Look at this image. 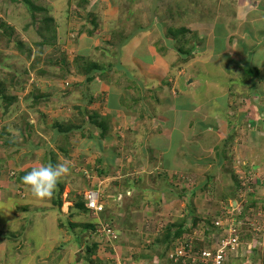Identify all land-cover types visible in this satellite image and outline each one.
<instances>
[{
  "label": "rangeland",
  "instance_id": "374dc122",
  "mask_svg": "<svg viewBox=\"0 0 264 264\" xmlns=\"http://www.w3.org/2000/svg\"><path fill=\"white\" fill-rule=\"evenodd\" d=\"M254 3L0 0V264H172L167 229L232 207L264 232V159L246 151L264 139ZM66 161L50 198L22 182ZM91 189L99 216L81 205ZM252 254L238 262L264 264Z\"/></svg>",
  "mask_w": 264,
  "mask_h": 264
},
{
  "label": "built area",
  "instance_id": "2783aa9c",
  "mask_svg": "<svg viewBox=\"0 0 264 264\" xmlns=\"http://www.w3.org/2000/svg\"><path fill=\"white\" fill-rule=\"evenodd\" d=\"M239 178H245L242 185L249 188V180L242 175H239ZM83 199L86 208L95 216L103 213L105 204L100 201L99 189L86 191ZM241 213L243 212L240 209L232 207L226 210L225 213L221 212L219 216L211 221L212 228H208L205 226L204 221H201L200 226H197L195 230L182 236L185 230L181 235L182 237H177L170 242L167 254L169 262L172 264L181 262L185 264H239L238 260H241L243 256L253 258V249L257 245L259 248L262 247V243L264 244V232L261 233V225L258 222H255L248 215L240 216ZM95 226L94 233L114 237L113 229L109 223L105 224L99 218ZM245 228H247L252 238L247 237ZM187 230H189V227ZM258 235L260 239L255 238ZM201 236L208 240L207 247H202L196 243L201 239ZM248 254H251V256ZM253 263L263 264L260 260ZM115 264L124 263L117 259Z\"/></svg>",
  "mask_w": 264,
  "mask_h": 264
},
{
  "label": "clouds",
  "instance_id": "9594fccd",
  "mask_svg": "<svg viewBox=\"0 0 264 264\" xmlns=\"http://www.w3.org/2000/svg\"><path fill=\"white\" fill-rule=\"evenodd\" d=\"M70 167L67 161L56 165L41 164L33 167L21 179L37 198H50L61 179L70 173ZM87 210L92 213L89 209Z\"/></svg>",
  "mask_w": 264,
  "mask_h": 264
},
{
  "label": "crops",
  "instance_id": "0c3cea01",
  "mask_svg": "<svg viewBox=\"0 0 264 264\" xmlns=\"http://www.w3.org/2000/svg\"><path fill=\"white\" fill-rule=\"evenodd\" d=\"M254 9H252V8H248L247 10L249 11V20L251 21V20H261L260 22H259V24L257 25V26H255L256 27V29H258L260 32H253V35L254 36H256V34H258V38L259 39H262V38H264V21L262 20V19H264V0H254ZM256 5H257V7H256ZM245 6H243V9H245L244 8ZM256 7V8H255ZM255 9H257V10H255ZM247 12V11H246ZM243 19V18H242ZM238 22H240V20L238 21ZM260 36V37H259ZM257 37V36H256ZM195 53V52H194ZM156 60H159V59H156ZM160 61V60H159ZM166 59H164L163 60V63L166 65ZM133 62V63H132ZM131 63H129L128 64V66L130 67V71L131 70H133V71H129L131 74H132V77H133V80H135L136 78L135 77H137L138 79H140V71L138 70V68H137V65H135L134 64V62L135 61H132ZM134 67H136V68H134ZM137 70H138V73L139 74H137ZM137 79V80H138ZM158 80H160V78H159V76H158ZM191 80L189 79V81H187L188 83L190 82ZM211 82V81H210ZM113 88V91L112 92H118L117 90H118V88H116V87H114V86H111V85H109L108 86V90L110 91L111 89ZM107 90V91H108ZM111 92V91H110ZM119 96V98H120V96L122 95V94H120V90H119V94H118ZM118 97H117V99H118ZM114 98L112 97V100H113ZM120 99H122V101H123V99H124V97H121ZM118 103V100H117V102H116V104ZM116 104L114 105V107L116 106ZM115 108H118V107H115ZM129 111V110H128ZM130 112V111H129ZM264 137V136H263ZM246 147L248 148V150L246 149V151H248V153H249V155L251 156L252 154H255V152H256V154L254 155L255 157H256V160L255 161H260L261 162V160H263L264 159V139L261 141V142H259L258 140H256V141H254V140H249V143H248V145H246ZM245 150V149H244ZM249 156V157H250ZM248 157V158H249ZM261 163H263L264 164V160L261 162ZM258 167L260 168L261 166L260 165H258ZM1 173V172H0ZM234 203V202H233ZM41 215V214H40ZM41 217V216H40ZM262 247H264V244L262 243V245H261Z\"/></svg>",
  "mask_w": 264,
  "mask_h": 264
},
{
  "label": "trees",
  "instance_id": "16d2710c",
  "mask_svg": "<svg viewBox=\"0 0 264 264\" xmlns=\"http://www.w3.org/2000/svg\"><path fill=\"white\" fill-rule=\"evenodd\" d=\"M191 51L187 52V53H183L182 57H186V56H190ZM193 53V52H192ZM252 71V70H251ZM221 160V159H220ZM245 176V175H244ZM82 207L84 208V202L81 203ZM182 223V222H181ZM175 226V230L173 231V233L168 234L170 232L169 229H167V239L165 240L166 242H168L167 244L169 245L171 241H173L175 238L180 237L182 235V233L186 230L183 227V224H179V225H172Z\"/></svg>",
  "mask_w": 264,
  "mask_h": 264
}]
</instances>
